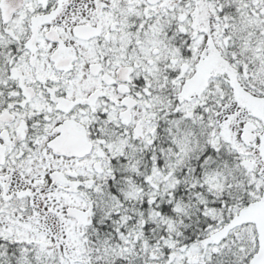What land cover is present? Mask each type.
Returning a JSON list of instances; mask_svg holds the SVG:
<instances>
[{
    "label": "snow or ice",
    "instance_id": "snow-or-ice-1",
    "mask_svg": "<svg viewBox=\"0 0 264 264\" xmlns=\"http://www.w3.org/2000/svg\"><path fill=\"white\" fill-rule=\"evenodd\" d=\"M0 264H264V0H0Z\"/></svg>",
    "mask_w": 264,
    "mask_h": 264
}]
</instances>
